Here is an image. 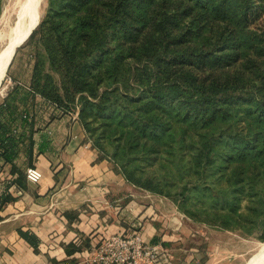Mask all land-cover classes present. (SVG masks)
I'll list each match as a JSON object with an SVG mask.
<instances>
[{
    "label": "trees",
    "instance_id": "trees-1",
    "mask_svg": "<svg viewBox=\"0 0 264 264\" xmlns=\"http://www.w3.org/2000/svg\"><path fill=\"white\" fill-rule=\"evenodd\" d=\"M262 12L264 0H48L28 38L43 54L0 102V170L26 187L17 127L30 135L39 98L55 116L76 110L127 182L194 223L264 240Z\"/></svg>",
    "mask_w": 264,
    "mask_h": 264
},
{
    "label": "crops",
    "instance_id": "crops-1",
    "mask_svg": "<svg viewBox=\"0 0 264 264\" xmlns=\"http://www.w3.org/2000/svg\"><path fill=\"white\" fill-rule=\"evenodd\" d=\"M29 110L33 131L29 135L17 127L26 136L18 144L15 163L24 171L37 167L42 177L38 183L25 177L23 188L10 183L16 174H10L9 165L0 170V200L2 195L13 197L0 205V264H94L93 249L101 240L132 233L150 244L156 239L167 250L157 264L238 260L241 253L215 240L213 233L238 235L195 227L172 201L135 187L112 162L98 158L76 110L55 116L53 107L39 98ZM19 230L37 238L36 249Z\"/></svg>",
    "mask_w": 264,
    "mask_h": 264
},
{
    "label": "rangeland",
    "instance_id": "rangeland-1",
    "mask_svg": "<svg viewBox=\"0 0 264 264\" xmlns=\"http://www.w3.org/2000/svg\"><path fill=\"white\" fill-rule=\"evenodd\" d=\"M20 0H2L1 4V14H0V50L4 46L2 35L7 32L9 26L13 24L16 18L18 4ZM48 0H42L40 5V20L39 23L43 20L46 10H47ZM38 23V24H39ZM254 26H264V12H262L259 16V19L255 21ZM37 27V26H36ZM35 27V28H36ZM34 28V29H35ZM33 29V30H34ZM30 37V36H29ZM28 37V38H29ZM25 39L15 51V54L8 66L4 79L0 85V101L3 96L15 85L19 83L20 85H24L29 83L33 66V55L35 53L43 54V50L37 40H33L28 42L29 39ZM38 38V37H37ZM13 77H16L14 79ZM14 79V80H13ZM15 81V82H14ZM3 88V89H2ZM2 90V91H1ZM74 111V110H72ZM195 227H203L206 226L210 231L218 230V231H226L212 228L203 224H193ZM231 233H235L240 238L237 237H227L221 236L219 232H214L213 237L215 240L226 241L228 245L232 244V250L235 252H240L241 255L237 258L234 264H245L249 258L257 251L259 245L264 242L261 238H259L258 234H251L249 236L241 235L237 232L228 231ZM161 261V254L157 260V262Z\"/></svg>",
    "mask_w": 264,
    "mask_h": 264
},
{
    "label": "built area",
    "instance_id": "built-area-1",
    "mask_svg": "<svg viewBox=\"0 0 264 264\" xmlns=\"http://www.w3.org/2000/svg\"><path fill=\"white\" fill-rule=\"evenodd\" d=\"M28 182L38 183L41 171L35 166L25 170ZM168 254L159 244L145 242L139 233L111 235L101 240L93 249L94 264H157L160 254Z\"/></svg>",
    "mask_w": 264,
    "mask_h": 264
},
{
    "label": "bare ground",
    "instance_id": "bare-ground-1",
    "mask_svg": "<svg viewBox=\"0 0 264 264\" xmlns=\"http://www.w3.org/2000/svg\"><path fill=\"white\" fill-rule=\"evenodd\" d=\"M41 2L42 0H20L15 21L2 35L4 46L0 50V85L8 69L7 65L13 51L27 39L31 30L33 31L40 20ZM245 264H264V242L259 245L257 251Z\"/></svg>",
    "mask_w": 264,
    "mask_h": 264
},
{
    "label": "water",
    "instance_id": "water-1",
    "mask_svg": "<svg viewBox=\"0 0 264 264\" xmlns=\"http://www.w3.org/2000/svg\"><path fill=\"white\" fill-rule=\"evenodd\" d=\"M38 23H39V22H38ZM38 23H37V25H38ZM37 25H36V26H37ZM36 26H35V27H36ZM31 33H32V30H31V32L29 33V36H30ZM29 36H28V37H29ZM28 37H27V38H28ZM15 51H16V49L13 51V54H12L11 60H12L14 54H15ZM11 60L9 61L8 65H7V68H8V66H9Z\"/></svg>",
    "mask_w": 264,
    "mask_h": 264
}]
</instances>
